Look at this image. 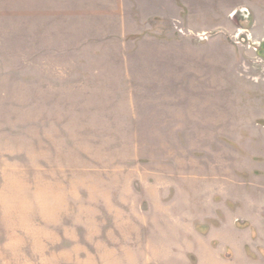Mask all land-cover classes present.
<instances>
[{
    "label": "rangeland",
    "instance_id": "rangeland-1",
    "mask_svg": "<svg viewBox=\"0 0 264 264\" xmlns=\"http://www.w3.org/2000/svg\"><path fill=\"white\" fill-rule=\"evenodd\" d=\"M0 264H264V0H0Z\"/></svg>",
    "mask_w": 264,
    "mask_h": 264
}]
</instances>
